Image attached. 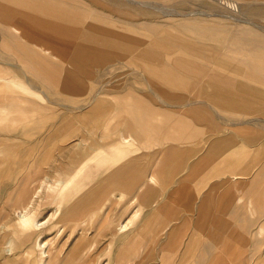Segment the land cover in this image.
<instances>
[{"label": "crops", "instance_id": "obj_1", "mask_svg": "<svg viewBox=\"0 0 264 264\" xmlns=\"http://www.w3.org/2000/svg\"><path fill=\"white\" fill-rule=\"evenodd\" d=\"M250 25L260 33L254 34L263 37H259L257 44L262 55L253 62L222 61L217 57L219 46L198 45L190 52L200 56L197 60L189 57L193 63L186 75L177 80L168 77L166 81L151 82L159 98L134 78L132 83L141 86L126 81L119 92L100 94L81 113L73 108L66 109L64 114L59 109H39L38 124L24 121L22 125L0 129V193L15 198L9 205L12 209L0 206V220L33 204L39 206V212L60 210L67 215L65 218L73 219L92 211L99 213L101 205L95 210L96 204L103 205L108 196L126 193L130 194L128 207L134 203L150 205L156 201L161 186L174 180L178 188L173 196L174 205L165 195L146 211L133 234L137 235L139 229L151 231L141 237H125L124 259L139 264L156 259L167 264H221L223 260H238L240 235H254L256 227L254 185H246L243 204L239 203L241 195L235 201L228 199L226 193H218L228 185L223 183L222 175H236L242 165L257 164V158L249 159L254 155L249 146L264 153V29ZM208 51L214 54L210 59L205 55ZM56 76L47 77L54 86L50 99L61 101L64 94L57 85L62 82ZM30 80H0V100L7 101V105L0 103L1 117L31 115L25 103L17 110L9 103L27 101L26 94L30 95L31 89L44 100L49 99L42 79ZM70 92L71 99L77 100V91ZM96 115H101V120ZM206 124L213 128L205 130ZM258 126L262 129L258 130ZM116 128L117 132L102 137ZM136 145L163 147L160 152L139 154L131 151ZM98 149L101 155L97 154ZM92 158L110 170L100 181L93 179L91 183L87 171ZM263 171L264 162L254 173ZM177 175L179 178H175ZM212 175L215 178L211 179ZM207 177L211 180L206 184V195H199ZM122 209L121 206L110 221L107 214L101 215L99 225L104 231L110 225L118 236L124 234ZM258 218V223H262L258 227L264 229V202ZM4 226L1 222L0 229ZM10 233L17 239L15 228ZM132 254L137 255V260L130 258ZM4 258L0 264H13L15 256Z\"/></svg>", "mask_w": 264, "mask_h": 264}, {"label": "rangeland", "instance_id": "obj_2", "mask_svg": "<svg viewBox=\"0 0 264 264\" xmlns=\"http://www.w3.org/2000/svg\"><path fill=\"white\" fill-rule=\"evenodd\" d=\"M13 1V4L8 2L3 4L7 7L8 14L12 15L11 22H17L21 16L23 17L22 14H25L23 19L26 26H33L35 33L27 38L30 41L27 42L30 46L22 51V46L18 40H15L17 35L12 33L11 29L8 30L9 26L4 22L7 19L0 21V80L8 77H17L20 82L30 79L33 82L34 78H39V81L42 79L41 82L44 83L42 86L49 99L44 100L40 94L37 95L31 89V94H26L27 101L11 100L9 103L12 108L15 106L16 110L25 103V107L30 109L31 115H27L25 118L14 115L6 119L1 117L0 113V129L22 125L24 121L38 124L40 120L36 115L39 114V109H59L58 112L64 114L66 109L73 108L79 109L81 113L83 110H87V106L91 102L92 104L96 102V100H92L94 97V99H98L104 92H119L120 88L124 87L122 83L126 81L132 83L134 78H138L143 83L142 88L149 91L151 81L155 82L154 80L157 79L146 72L143 65L147 68L156 66L160 71L157 74L160 76L168 75L173 80L180 79L186 75L187 70L183 65L176 64L175 58L189 59L190 57L197 60L200 54L190 52V50H196L198 45L219 46L217 57L222 61L245 64L253 62L255 57L262 55L259 53L261 51L257 44L263 37L259 36V38V31L242 20L249 19L247 21L251 24L254 23L264 29V21H253L252 18L256 16L264 19V0ZM23 2L28 7L25 12H22L19 7ZM59 14L67 16V20L60 21L61 19L57 17ZM43 25L47 26L43 28ZM256 32L258 35L254 34ZM91 35H95V43H92V38L89 37ZM99 37L108 38L112 43L117 40L123 44V48L115 44L114 47L109 49L107 46L104 50V46L98 43ZM37 38L53 42L50 44L53 52L46 54L41 45L32 41ZM53 53L56 55L53 56ZM36 54L42 57L38 63H34L30 59V56H36ZM205 55L210 59L214 54L208 51ZM56 72L60 77L59 81L62 82L57 85V89H61L64 94L61 101L50 99V92L54 91V86L51 84L53 81L47 77H55ZM145 80L149 83L146 84ZM132 85L141 86L139 83H132ZM23 86L27 89L29 87L26 83ZM71 90L77 91V100H72V96L68 95ZM0 103L7 105V101L0 100ZM216 116L219 117L218 114ZM96 117L101 120V115H96ZM257 117L263 119L262 116ZM218 121L221 119L218 118ZM261 127L258 126V130H261ZM212 128L207 124L204 125V129L207 131ZM117 131L118 128L110 130L105 132L102 137H107ZM145 147L136 145L131 151L139 154L150 151L156 153L160 152L163 145L152 149ZM236 149L239 148L236 147ZM248 149L254 151H250L254 155H250L249 159L257 158V164L242 165L237 168L236 175L234 172L222 175L223 183H228V185L223 184L224 187L218 195L226 193L228 199L235 201L241 195L239 203L243 204L242 200L247 196L246 185H254L256 227L254 235L247 236L246 232L240 235V244L237 247L238 260H223L221 264H264V229L258 227L262 225V223H258L260 221L258 216L264 202V171L254 173L258 166L264 162V153L260 152V148L257 149V147L249 146ZM96 152L99 155L102 154L99 149ZM90 168L87 173L91 177V183L93 179L94 182L100 181L110 170L108 166L99 164L95 158H92ZM175 178H179V176L177 175ZM212 178L215 176L212 175ZM211 179L208 177L204 179V185L199 189V195H206V184ZM235 180L237 182H234ZM175 183L172 180L168 185H162L160 192L156 194V201L150 205L141 203V206L134 203L128 207L129 193L123 196L111 195L105 198L103 205L100 202L94 206V209L98 210L101 205L99 213L92 211L90 215L83 214L80 217H73V219L69 216L65 218L67 215L62 214L60 210L58 212H39V206L33 204L26 210V213L21 210L19 213L13 214L14 217L10 215L0 220V223L6 224L4 228L0 229V235L3 234L0 241V261H4V257L7 256H15L13 264H139L136 261L124 259L127 257V245L125 244L127 238L125 239V237H141L142 233L146 232L147 235L151 231V229H139L137 235L133 234L134 228L142 223V216L147 213V210L157 205V201L161 200L162 196L167 195L168 201L170 204L172 203L174 192L178 189L175 187ZM237 188L240 189L239 193H237ZM242 189L244 193H242ZM14 199V196L0 193V206L10 210L13 207L9 205L13 203ZM121 206L125 217L124 234L118 236L116 230L110 229V225L104 231L99 225L101 215L105 213L108 221L113 220L118 215ZM15 208L19 209L20 207ZM21 212L31 214L34 221H44V224L41 228L20 225ZM13 228H15V238L17 239L11 236L10 232ZM81 228L84 229L83 232ZM39 243L41 247L38 246ZM226 247H230V245ZM8 252L11 253L8 254ZM116 252L117 255H115ZM120 257H123V260ZM130 258L137 260V255L132 254ZM140 262L141 264H167V262H161L160 259H156L155 262Z\"/></svg>", "mask_w": 264, "mask_h": 264}, {"label": "bare ground", "instance_id": "obj_3", "mask_svg": "<svg viewBox=\"0 0 264 264\" xmlns=\"http://www.w3.org/2000/svg\"><path fill=\"white\" fill-rule=\"evenodd\" d=\"M0 21L1 20H5V19H7L6 21H4V22H6L7 24H8V26H9V28H8V30L9 29H11L13 32L12 33H15V35H17V39H15V40H18V43L22 46L21 47V49H22V51H25V49L26 48H28L30 45L27 43V42H30L29 41V39H27V38H29V36L30 35H32L33 33H35V31H34V27L32 26V27H30V26H26V23H25V21H24V17H25V14H22L23 15V17L21 16L20 17V19L17 21V22H11V20H10V17L12 16V15H10V14H8V9H7V7H5L3 4H4V2H8V3H11V4H13V0H0ZM19 7L21 8V10H22V12H25L26 11V8H28V7H26V3H22L21 5H19ZM43 11H45V10H43ZM42 11V12H43ZM6 12H7V14H6ZM57 17H58V19H61L60 21H64L65 19L67 20V16H65L64 14L62 15V14H59V15H57ZM69 18V17H68ZM46 19V18H45ZM77 20L79 19V18H76ZM71 20V19H70ZM76 20V21H77ZM243 22H245V23H249V24H251V22H249V21H247V20H242ZM76 23V22H75ZM244 23V24H245ZM46 24V23H45ZM6 25V24H5ZM47 25H43V28L44 27H46ZM39 27H41V26H39ZM63 28H65V27H63ZM8 32V31H7ZM17 33V34H16ZM13 35V34H12ZM20 35V36H19ZM95 36V35H94ZM93 35H91V36H89V37H91L92 38V43H95V41H94V39H95V37H94ZM23 37H25V38H23ZM26 39V40H25ZM12 40V39H11ZM83 41L85 40V39H82ZM12 41H14V40H12ZM32 41H35V43H38L39 45H41V48H44L45 50H44V52L46 53V54H50V52H53V50H51V45L50 44H53V42H51V41H47V40H42V39H34V40H32ZM90 42V40H87V42ZM116 42L114 43H112L108 38H104V37H99V41H98V43H100L102 46H104V50H105V47H109V49L110 48H112V47H114L115 46V44L117 45V46H120V48H123V44H121L120 42H118L117 40H115ZM239 41V40H238ZM237 41V42H238ZM9 42V41H8ZM245 42H247V41H245ZM262 42V41H261ZM10 43V42H9ZM17 43V42H16ZM13 44V43H12ZM11 44V45H12ZM248 45V44H247ZM251 45V44H250ZM239 46V45H238ZM17 47H19L18 45H17ZM248 47V46H247ZM108 49V50H109ZM246 49V48H245ZM253 50V49H252ZM255 51V50H254ZM100 52H103L102 50H100ZM54 55H56V54H54L53 53V56ZM51 57V56H50ZM223 57V56H222ZM229 57V56H228ZM40 58H42L41 56H37V54H36V56H30V59H32L33 60V62L34 63H38L39 61H40ZM225 58V57H224ZM48 60V59H47ZM117 60V59H116ZM228 60V59H227ZM241 61V60H240ZM199 62V61H198ZM48 63H49V61H48ZM175 63L176 64H180V65H183L185 68H186V70L187 71H189V69H190V67H191V63H193L191 60H189L188 58L186 59L185 57H177V58H175ZM53 65V64H52ZM143 69L146 71V72H149L153 77H155L157 80L158 79H162V80H164V81H166L167 80V78L169 77L168 75H164V76H160V75H158L157 73L158 72H160L159 71V69H157L156 68V66H154V67H146L145 65H143ZM61 72V71H60ZM186 72V71H185ZM210 74V73H209ZM162 75H163V73H162ZM192 76V75H191ZM210 76V75H209ZM144 78V77H143ZM170 78V77H169ZM146 79V78H145ZM237 79V78H236ZM223 80V79H222ZM146 81V80H145ZM147 82V81H146ZM152 82V81H151ZM147 83H149V82H147ZM150 85V84H149ZM148 85V86H149ZM230 86H232L231 84H229ZM40 88V87H39ZM38 88V89H39ZM102 88V87H101ZM100 88V89H101ZM150 88V91L151 92H154V94H155V96L156 97H158L159 98V96L158 95H156V92L153 90V88H152V86H150L149 87ZM243 88H245V87H243ZM248 88V87H247ZM252 89V88H251ZM261 89V88H260ZM42 90V89H41ZM262 90V89H261ZM250 91V90H249ZM259 93V92H258ZM263 94V93H262ZM92 97V96H91ZM95 98V97H94ZM162 99V98H161ZM95 100V99H94ZM164 101V100H163ZM92 103V102H91ZM91 105V104H90ZM89 105V106H90ZM169 105V104H168ZM179 106V105H178ZM88 107V106H87ZM147 107V106H146ZM211 107V106H210ZM85 108V107H84ZM212 108V107H211ZM214 110V109H213ZM216 112V111H215ZM219 112V111H218ZM217 113V112H216ZM220 116V115H219ZM222 122V121H221ZM246 122V121H245ZM243 123V122H242ZM42 160V159H41ZM39 182H40V180H39ZM38 185V184H37ZM40 185V184H39ZM38 185V186H39ZM34 192H36V190L35 191H33V193ZM33 193H31L32 195H33ZM30 194V195H31ZM31 201V200H30ZM29 203V202H28ZM27 203V204H28ZM25 204V203H24ZM22 212H25L26 213V210H27V208H25V207H23L22 208ZM20 213V216H19V218H20V221H19V223H20V225H23V226H34V227H37V228H41L42 227V225L44 224V221L43 222H39V221H34V219L31 217V214H25V213ZM38 246L39 247H41V244L39 243L38 244Z\"/></svg>", "mask_w": 264, "mask_h": 264}]
</instances>
